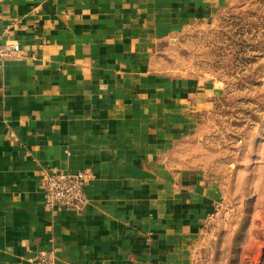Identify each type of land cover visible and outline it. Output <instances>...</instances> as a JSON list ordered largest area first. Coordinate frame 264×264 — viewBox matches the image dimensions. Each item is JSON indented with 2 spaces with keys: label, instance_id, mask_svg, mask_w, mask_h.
Masks as SVG:
<instances>
[{
  "label": "crops",
  "instance_id": "obj_1",
  "mask_svg": "<svg viewBox=\"0 0 264 264\" xmlns=\"http://www.w3.org/2000/svg\"><path fill=\"white\" fill-rule=\"evenodd\" d=\"M229 0H0V264H194L224 193L176 158L208 90L154 70L159 44ZM89 170L49 207L43 169Z\"/></svg>",
  "mask_w": 264,
  "mask_h": 264
},
{
  "label": "rangeland",
  "instance_id": "obj_2",
  "mask_svg": "<svg viewBox=\"0 0 264 264\" xmlns=\"http://www.w3.org/2000/svg\"><path fill=\"white\" fill-rule=\"evenodd\" d=\"M153 66L208 90L205 119L176 151L224 193L194 264H264V0H229L193 21L159 44Z\"/></svg>",
  "mask_w": 264,
  "mask_h": 264
},
{
  "label": "built area",
  "instance_id": "obj_3",
  "mask_svg": "<svg viewBox=\"0 0 264 264\" xmlns=\"http://www.w3.org/2000/svg\"><path fill=\"white\" fill-rule=\"evenodd\" d=\"M20 50L19 45L0 48V54L10 50ZM41 186L49 207L76 208L88 203L86 187L94 180V173L89 170L75 172L61 171L54 168L43 169ZM34 264H56L55 252L43 253Z\"/></svg>",
  "mask_w": 264,
  "mask_h": 264
}]
</instances>
